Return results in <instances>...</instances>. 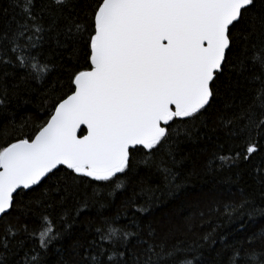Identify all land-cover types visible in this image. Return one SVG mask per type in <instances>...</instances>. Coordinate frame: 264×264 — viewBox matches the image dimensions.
<instances>
[{
	"label": "snow or ice",
	"instance_id": "1",
	"mask_svg": "<svg viewBox=\"0 0 264 264\" xmlns=\"http://www.w3.org/2000/svg\"><path fill=\"white\" fill-rule=\"evenodd\" d=\"M9 8L3 76L22 70L25 82L47 85L54 68L62 74L34 90L44 91L34 131L0 144V264H206L202 249L217 244L225 264H264V227L249 234L241 223L231 239L159 236L145 223L155 194L136 185L143 166L178 188L182 145L211 123L220 152L207 170L250 165L264 189V0H9ZM7 99L0 89V106ZM240 195L222 209L229 220L264 216ZM117 201L114 215L103 211ZM92 207L98 222L76 235Z\"/></svg>",
	"mask_w": 264,
	"mask_h": 264
},
{
	"label": "trees",
	"instance_id": "2",
	"mask_svg": "<svg viewBox=\"0 0 264 264\" xmlns=\"http://www.w3.org/2000/svg\"><path fill=\"white\" fill-rule=\"evenodd\" d=\"M5 9H8L7 16L10 17L12 12L9 8V0H0V26L5 23ZM45 55H51L53 63L57 65L61 62L47 49ZM62 59L66 60L67 57L64 56ZM8 72L11 75L5 77L0 70V89L5 87L8 89V99L4 106H0V144L23 138L34 131L32 124L37 120V112L42 111L39 105L44 95V91L34 90H47L52 82L60 78L62 69L59 67L53 69V75L47 85L25 82L22 70L9 68ZM29 96H31L30 102L24 103ZM220 139L222 140V137ZM182 149V163L173 169L177 172L178 188L170 189L163 174L156 168L141 166L138 170L136 185L151 189L155 194L145 223H151L159 236H163L165 230L172 229L175 231V237L172 239H183L188 242L199 240L209 234L214 235L217 240L224 235H228L231 239L233 234L242 235L238 230L241 223L249 230V234L264 227V216L259 212H256L252 219L245 217L241 221L239 218L229 220L227 214L222 211L225 205L232 202L239 203L243 199L240 195L241 189L258 209L264 208V189L257 183L250 165L233 169L230 173H212L207 170L205 162L214 153L220 152L214 125L210 123L207 128H201L200 135L183 144ZM116 205L115 208H105L103 211L114 215L119 210V201ZM74 210L75 204H70L69 211ZM96 212L97 208L92 207L86 214H81L78 218L81 223L74 228L76 235L83 232L89 222H98ZM201 212L204 213L203 218ZM202 252L206 264H225L219 244L216 245L215 250L212 245H208L202 249ZM50 259L55 260V257Z\"/></svg>",
	"mask_w": 264,
	"mask_h": 264
}]
</instances>
